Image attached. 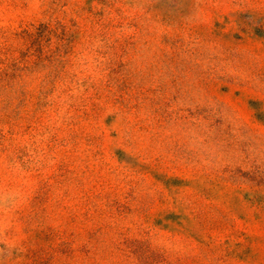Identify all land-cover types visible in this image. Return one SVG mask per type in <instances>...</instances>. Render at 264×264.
Wrapping results in <instances>:
<instances>
[{
	"label": "rangeland",
	"instance_id": "obj_1",
	"mask_svg": "<svg viewBox=\"0 0 264 264\" xmlns=\"http://www.w3.org/2000/svg\"><path fill=\"white\" fill-rule=\"evenodd\" d=\"M0 264H264V0H0Z\"/></svg>",
	"mask_w": 264,
	"mask_h": 264
}]
</instances>
